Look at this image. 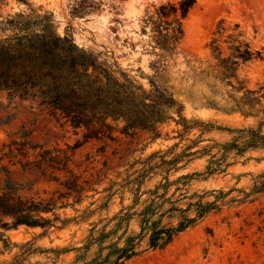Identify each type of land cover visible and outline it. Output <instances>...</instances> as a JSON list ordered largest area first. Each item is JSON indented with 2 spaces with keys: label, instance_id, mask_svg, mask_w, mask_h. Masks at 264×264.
<instances>
[{
  "label": "rangeland",
  "instance_id": "obj_1",
  "mask_svg": "<svg viewBox=\"0 0 264 264\" xmlns=\"http://www.w3.org/2000/svg\"><path fill=\"white\" fill-rule=\"evenodd\" d=\"M41 14H52L60 35L71 36L75 43L111 63L140 82L145 88L149 80L168 89L183 106L182 115L189 130L171 121L159 129L160 136L146 132L131 136H118L114 141L107 139L83 142L82 134L56 121L54 118L17 100L9 103L0 95V158L3 144L21 140L25 135L35 145L48 149L73 147L70 169L83 180L100 183L95 186L100 194L93 200L98 205L105 202L109 192L103 190L112 183L111 193L134 171H139L152 155L169 152L171 159L186 149L196 153L178 164L179 170L170 173L167 197L185 209L195 200L194 195L205 196L204 202H217L218 209L210 212L195 226L181 233L162 250H147L125 264H264V193L252 194L254 185L264 174V148L249 150L243 155L230 152L222 164L224 172L205 174L211 161L221 156L219 145L232 142L237 136L231 131L254 127L255 122L239 114L229 115L209 107L211 100L218 107H224L228 91L221 82L207 77L205 68L208 50L206 45L218 23L232 31L240 26L245 40L253 51L262 53V59L240 66L238 73L249 89L264 88V0H197L194 8L182 21L184 38L174 55L164 60V67L156 73L152 63L158 60L152 53L149 31L144 34V20L153 15L156 8L178 0H25ZM26 4L18 0H0V19L9 13L27 10ZM156 52H159L156 50ZM177 119V116H175ZM212 126V127H211ZM213 159V160H215ZM152 160V164L159 162ZM0 165H8L9 179L16 183L20 194L27 198H49L61 188L45 181L40 175L23 173L18 167L9 165L5 159ZM134 166L133 168H130ZM133 175L132 178L136 177ZM192 175L188 185L174 183L179 177ZM5 175L0 171V185ZM163 180L161 175H150L142 186V192L154 190ZM177 188H181L176 192ZM162 193V190H160ZM187 198L182 199V194ZM93 192L87 193L91 196ZM56 195V194H55ZM149 198L148 194L141 201ZM85 200L78 209L83 210L93 201ZM133 195L119 190L112 196L108 207L98 210L88 222L73 225L64 231H51L39 237L40 229L19 227L4 230L0 224V264H8L19 253L13 245L34 242L35 248H70L81 246L91 228L90 223L109 219L123 208L132 204ZM94 206L92 209H97ZM70 216L71 209L66 210ZM176 219L164 220L175 225ZM130 233L136 235L139 227L136 221L130 225ZM7 246V247H6ZM142 248H146L145 241ZM73 254L61 256L59 264H70ZM29 262L50 263L46 255L33 254Z\"/></svg>",
  "mask_w": 264,
  "mask_h": 264
},
{
  "label": "trees",
  "instance_id": "obj_2",
  "mask_svg": "<svg viewBox=\"0 0 264 264\" xmlns=\"http://www.w3.org/2000/svg\"><path fill=\"white\" fill-rule=\"evenodd\" d=\"M18 1L26 4L28 9L9 13L0 19V95L9 103L17 100L30 104L70 126L76 134L81 133L83 142L114 141L118 136L139 132L159 137V129L171 121L184 126L185 130L190 129L182 115L183 106L168 89L152 79L145 88L115 62L78 46L67 34L60 35L52 14H41L25 0ZM196 3L197 0H178L177 3L161 4L144 20L142 31L146 34V29H150L152 53L158 57L152 63L156 73L165 66L164 60L176 53L184 38L182 21ZM239 29L240 26L235 24L232 31L227 30L221 20L206 45V76L229 89L224 107H218L214 100L209 107L229 115L239 114L256 124L231 131L237 136L232 142L219 145V159L211 156L205 172L208 176L224 172L221 167L230 152L243 155L249 150L264 148V88L249 89L238 73L241 65L262 59L263 55L251 49ZM79 145L77 141L73 147L48 149L33 144L24 134L20 141L12 140L2 145L1 152L6 153L0 163L7 159L9 165L18 167L23 173L40 175L61 189L45 199L24 197L19 186L9 179V166L0 165V171L5 175L0 185L1 227L4 230L19 227L40 229L39 237H45L51 231H64L90 221L96 211L108 207L110 199L119 190H127L133 195L132 204L112 218L90 223L91 228L81 246L42 249L35 248L31 241L13 245L19 253L8 264H31L29 257L37 253L50 260L44 264H59L60 257L69 254H73L70 264H125L144 251L166 248L181 233L218 209L219 197L214 202H204L207 194L189 197L195 201L185 209L167 197L173 185L169 181L170 173L178 171V164L185 158L196 155L189 152L190 148L169 160L166 157L171 156V152L152 155L139 171L128 175L119 190L111 193L116 183L104 189L109 194L105 202L98 205L93 199L100 194L95 188L100 183L83 180L70 169L73 152ZM155 158L160 161L152 164ZM135 174L136 177L132 178ZM152 174L161 175L163 180L154 190L142 192V186ZM192 177L184 175L174 183L187 186ZM260 178L252 194L264 193V174ZM180 190L177 188L176 192ZM89 192L93 194L88 196ZM145 194L149 198L141 201ZM181 196L186 199L187 193ZM87 199L93 201L83 210L78 209ZM97 205V209H92ZM68 209L74 215L67 214ZM166 219H176L177 223H164ZM132 221H136L139 227L136 235L130 233ZM144 241L146 248L143 249Z\"/></svg>",
  "mask_w": 264,
  "mask_h": 264
}]
</instances>
